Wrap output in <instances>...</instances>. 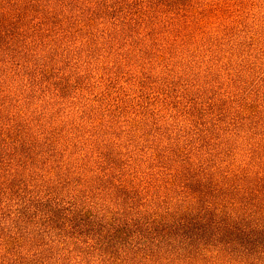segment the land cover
I'll return each instance as SVG.
<instances>
[{"label": "trees", "instance_id": "1", "mask_svg": "<svg viewBox=\"0 0 264 264\" xmlns=\"http://www.w3.org/2000/svg\"><path fill=\"white\" fill-rule=\"evenodd\" d=\"M122 1L0 0V264L264 257L262 167L229 169L215 193L217 172L190 156L156 158L147 175L130 163L115 176L117 162L62 144L56 115L82 53L156 30L158 3L131 0L130 17L113 16Z\"/></svg>", "mask_w": 264, "mask_h": 264}, {"label": "rangeland", "instance_id": "2", "mask_svg": "<svg viewBox=\"0 0 264 264\" xmlns=\"http://www.w3.org/2000/svg\"><path fill=\"white\" fill-rule=\"evenodd\" d=\"M130 1L113 16L130 17ZM154 1L153 33L82 53L56 115L62 144L117 162L115 176L130 163L147 175L156 158L190 156L217 172L213 192L229 169L264 170V0ZM257 253L238 263L263 264Z\"/></svg>", "mask_w": 264, "mask_h": 264}]
</instances>
